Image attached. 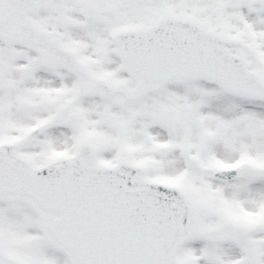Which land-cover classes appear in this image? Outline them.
<instances>
[{
  "label": "snow or ice",
  "instance_id": "obj_1",
  "mask_svg": "<svg viewBox=\"0 0 264 264\" xmlns=\"http://www.w3.org/2000/svg\"><path fill=\"white\" fill-rule=\"evenodd\" d=\"M0 264H264V0H0Z\"/></svg>",
  "mask_w": 264,
  "mask_h": 264
}]
</instances>
